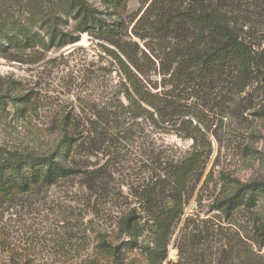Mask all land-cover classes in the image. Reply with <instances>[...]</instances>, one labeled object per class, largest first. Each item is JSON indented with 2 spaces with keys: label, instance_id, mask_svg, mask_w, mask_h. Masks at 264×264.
Instances as JSON below:
<instances>
[{
  "label": "rangeland",
  "instance_id": "rangeland-1",
  "mask_svg": "<svg viewBox=\"0 0 264 264\" xmlns=\"http://www.w3.org/2000/svg\"><path fill=\"white\" fill-rule=\"evenodd\" d=\"M85 2L110 20L102 0ZM140 8L130 0L127 15ZM78 21L69 0H0L1 175H25L26 158L62 149L67 118L94 151L74 149L81 173L26 195L6 196L0 179V264H264L253 230L264 189L253 208L222 207L242 185L264 184V72L205 87L177 123L130 106L94 137L92 108L129 101L116 95V49ZM260 23L249 42L264 64ZM173 215L168 241L162 223Z\"/></svg>",
  "mask_w": 264,
  "mask_h": 264
},
{
  "label": "trees",
  "instance_id": "trees-1",
  "mask_svg": "<svg viewBox=\"0 0 264 264\" xmlns=\"http://www.w3.org/2000/svg\"><path fill=\"white\" fill-rule=\"evenodd\" d=\"M69 2L78 8L80 32L97 35L116 49L120 71L116 95L129 101L126 107L120 100L114 112H108L107 107L92 108L95 119L90 134L94 137L103 135V124L109 119L120 121L130 106L143 109L145 104L152 109L146 112L154 119L157 116L169 124L177 123L194 114L196 103L188 105V101L201 100L205 87H219L227 78L242 85L249 75L264 72V64L249 42L264 19V0H140L141 8L132 15H127L130 0H102L110 20L85 0ZM65 125L63 148L51 155L26 158L27 174L5 178L0 170L2 193L12 196L17 191L26 195L81 173L84 162L76 158L69 163L74 149L76 157L82 150L89 154L94 151L85 148L82 135L68 132L70 126L77 127L75 121L67 118ZM263 189L260 183L242 185L222 202V207L227 213L242 206L253 208L255 193ZM179 218L173 215L162 223L168 241L169 231ZM131 222L132 217H128L123 227ZM253 230L257 243L264 246V218L254 219ZM161 254L163 260L168 259L167 245Z\"/></svg>",
  "mask_w": 264,
  "mask_h": 264
}]
</instances>
